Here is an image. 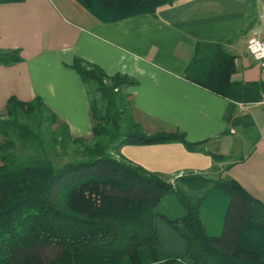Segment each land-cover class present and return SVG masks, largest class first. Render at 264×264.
<instances>
[{
	"label": "trees",
	"instance_id": "obj_1",
	"mask_svg": "<svg viewBox=\"0 0 264 264\" xmlns=\"http://www.w3.org/2000/svg\"><path fill=\"white\" fill-rule=\"evenodd\" d=\"M78 1L110 23L176 0ZM20 61L0 50V66ZM74 69L101 95L91 99L90 138L74 137L41 98L12 97L0 114V264H264V203L230 177L186 175L177 186L128 161L125 145L198 144L181 133L146 134L127 78L81 60ZM233 72L231 58L218 55L205 86L231 95ZM218 200L227 206L215 234L204 211Z\"/></svg>",
	"mask_w": 264,
	"mask_h": 264
},
{
	"label": "crops",
	"instance_id": "obj_2",
	"mask_svg": "<svg viewBox=\"0 0 264 264\" xmlns=\"http://www.w3.org/2000/svg\"><path fill=\"white\" fill-rule=\"evenodd\" d=\"M251 38H264V0H176L110 23L78 0L3 3L0 50L22 61L0 66V114L12 97L41 98L74 137L90 138L92 91L74 69L81 60L132 83L125 92L147 132L198 144L125 145L128 161L167 182L220 169L264 203V68L248 52ZM218 55L234 69L228 96L205 86Z\"/></svg>",
	"mask_w": 264,
	"mask_h": 264
},
{
	"label": "rangeland",
	"instance_id": "obj_3",
	"mask_svg": "<svg viewBox=\"0 0 264 264\" xmlns=\"http://www.w3.org/2000/svg\"><path fill=\"white\" fill-rule=\"evenodd\" d=\"M88 69L90 70V68H88ZM107 84L110 85L111 82L107 81ZM90 88H91V91H92V95H91L92 98L96 99V100H100L101 95H100V93L97 92L96 85L92 83V84H90ZM143 129H144L145 133L148 134V135L157 134V133H152L151 134L150 132H147V129H145L144 127H143ZM218 171H220V169H216L211 174L199 175V176H201L202 178L217 180L222 175L221 172H218ZM175 181H173L171 183H173V184H175L177 186L181 185L180 183L178 185V183H176ZM216 203L214 205H212L211 208L208 207L207 209H205L204 218L206 220V225H207V228H208L209 232L218 234V233L221 232V229H222L224 215H225V208H226L227 204L226 203L224 204L223 201H219V200Z\"/></svg>",
	"mask_w": 264,
	"mask_h": 264
},
{
	"label": "built area",
	"instance_id": "obj_4",
	"mask_svg": "<svg viewBox=\"0 0 264 264\" xmlns=\"http://www.w3.org/2000/svg\"><path fill=\"white\" fill-rule=\"evenodd\" d=\"M251 57L264 68V38H251L247 43Z\"/></svg>",
	"mask_w": 264,
	"mask_h": 264
}]
</instances>
